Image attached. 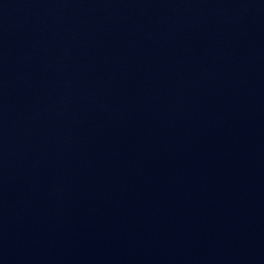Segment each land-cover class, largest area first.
Returning <instances> with one entry per match:
<instances>
[{
	"label": "water",
	"instance_id": "water-1",
	"mask_svg": "<svg viewBox=\"0 0 264 264\" xmlns=\"http://www.w3.org/2000/svg\"><path fill=\"white\" fill-rule=\"evenodd\" d=\"M0 264H264V0H0Z\"/></svg>",
	"mask_w": 264,
	"mask_h": 264
}]
</instances>
